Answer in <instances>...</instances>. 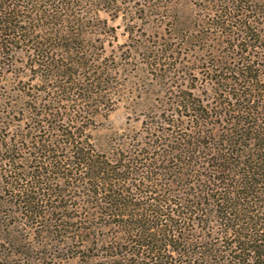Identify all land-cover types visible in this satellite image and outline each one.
I'll use <instances>...</instances> for the list:
<instances>
[{
    "label": "trees",
    "instance_id": "1",
    "mask_svg": "<svg viewBox=\"0 0 264 264\" xmlns=\"http://www.w3.org/2000/svg\"><path fill=\"white\" fill-rule=\"evenodd\" d=\"M235 2L144 46L164 94L101 142L122 0H0V264H264L261 0Z\"/></svg>",
    "mask_w": 264,
    "mask_h": 264
},
{
    "label": "rangeland",
    "instance_id": "2",
    "mask_svg": "<svg viewBox=\"0 0 264 264\" xmlns=\"http://www.w3.org/2000/svg\"><path fill=\"white\" fill-rule=\"evenodd\" d=\"M137 1L141 3L147 1V5L151 4V9L147 8L143 13L136 10L140 7L136 1L122 0L119 12L111 10L108 13H101L109 27L114 28V37L110 38L107 51L108 54L114 51L117 57L116 65L120 66L119 82L122 84L120 89L124 94L112 106V111L105 115L106 111L101 110L103 115L95 119L90 133L101 142L115 133L138 129L141 126V114L146 112L153 102L157 103L164 94L161 81L152 80L153 75L148 72L150 69L143 64L146 58L142 55L146 52L144 46L149 50L158 41L163 43V38L169 36L172 24L184 29L191 27L189 29L203 30L209 19L207 17L208 13L210 14L209 9H215L219 5V0ZM221 1L228 2V5H225L227 7L237 4L235 0ZM259 10V15L255 16L256 22L253 21L252 24L261 37L259 43L264 45V0L259 3ZM156 46L158 47V44ZM78 252L82 255L97 254L94 248L83 247L82 243L75 242L71 249L62 253L64 259L57 261L56 264H79L80 260L76 256Z\"/></svg>",
    "mask_w": 264,
    "mask_h": 264
}]
</instances>
